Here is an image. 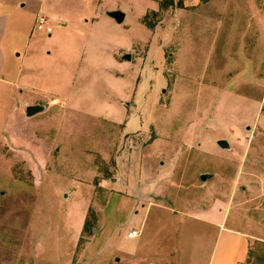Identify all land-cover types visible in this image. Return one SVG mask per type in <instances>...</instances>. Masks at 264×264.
Wrapping results in <instances>:
<instances>
[{"label":"rangeland","instance_id":"1","mask_svg":"<svg viewBox=\"0 0 264 264\" xmlns=\"http://www.w3.org/2000/svg\"><path fill=\"white\" fill-rule=\"evenodd\" d=\"M0 13V264H175L186 213L264 194V0Z\"/></svg>","mask_w":264,"mask_h":264},{"label":"crops","instance_id":"2","mask_svg":"<svg viewBox=\"0 0 264 264\" xmlns=\"http://www.w3.org/2000/svg\"><path fill=\"white\" fill-rule=\"evenodd\" d=\"M225 203L222 210L181 217L175 264H264V194L234 191Z\"/></svg>","mask_w":264,"mask_h":264},{"label":"water","instance_id":"3","mask_svg":"<svg viewBox=\"0 0 264 264\" xmlns=\"http://www.w3.org/2000/svg\"><path fill=\"white\" fill-rule=\"evenodd\" d=\"M106 14L109 17L113 18L117 23H121L125 18V13L121 10L107 11ZM123 58L126 60H129L130 55L126 53L123 55ZM42 109H43V107L41 105H38V104L29 105L26 107V114L30 116V115L35 114L36 112H39ZM217 144L219 146H222V147H225L227 145L226 141L223 139L218 140ZM211 176H212V173L205 172V173H200L199 178L202 181H204L205 179H207L208 177H211Z\"/></svg>","mask_w":264,"mask_h":264},{"label":"built area","instance_id":"4","mask_svg":"<svg viewBox=\"0 0 264 264\" xmlns=\"http://www.w3.org/2000/svg\"><path fill=\"white\" fill-rule=\"evenodd\" d=\"M34 29L39 30V31H44L45 33H51L52 31V26L49 23V18L46 16L44 13L39 12L36 14L35 19H34ZM138 235L137 230L131 229L127 233L128 238H134Z\"/></svg>","mask_w":264,"mask_h":264}]
</instances>
